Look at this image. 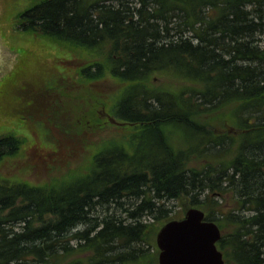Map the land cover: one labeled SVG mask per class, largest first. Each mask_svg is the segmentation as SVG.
Returning <instances> with one entry per match:
<instances>
[{
  "label": "trees",
  "instance_id": "16d2710c",
  "mask_svg": "<svg viewBox=\"0 0 264 264\" xmlns=\"http://www.w3.org/2000/svg\"><path fill=\"white\" fill-rule=\"evenodd\" d=\"M263 10L264 0H38L22 11L19 31L100 57L79 75L118 82L112 109L132 132L61 181L0 180V264H145L158 224L179 220L177 202L217 225L224 264H264ZM157 73L179 86L152 89ZM91 100L75 127L101 126L104 103ZM225 109L236 139L211 128ZM22 145L0 137V163Z\"/></svg>",
  "mask_w": 264,
  "mask_h": 264
},
{
  "label": "rangeland",
  "instance_id": "374dc122",
  "mask_svg": "<svg viewBox=\"0 0 264 264\" xmlns=\"http://www.w3.org/2000/svg\"><path fill=\"white\" fill-rule=\"evenodd\" d=\"M37 1L12 0L1 28V31H6L5 37L18 45V51H26V60L24 86L18 84L20 90H15V97L20 96L15 105L21 107H15L14 119L0 122V137L13 135L21 139L23 145L15 157L6 158L0 163V180L44 186L82 172L96 152L113 141H124L132 129L111 125L102 117L101 126L75 127L80 115H77L79 107L92 105L94 102L91 98L104 103L103 109L102 105H97V111H104L120 121L112 109L120 86L109 76L93 83L80 77L82 68L100 60L98 55L17 29L18 15ZM262 14L264 17V10ZM261 36L264 37V33ZM168 85L179 86L171 82L167 74L157 73L152 76L149 86L152 89H165ZM220 115L218 121H212L213 132L227 139H236L239 127L229 110L221 111ZM184 136L189 138L187 132L180 131L178 138L181 144ZM175 137L173 135L172 140L177 141ZM169 206H172L179 220L189 209L184 211L182 203L178 202ZM231 207L233 204L228 201L223 209L228 211ZM98 214L101 212L98 211ZM117 214L121 215V211L118 210ZM157 227L159 230L162 225L158 224ZM156 234L145 264H158ZM78 257L75 255L72 259Z\"/></svg>",
  "mask_w": 264,
  "mask_h": 264
},
{
  "label": "water",
  "instance_id": "95a60500",
  "mask_svg": "<svg viewBox=\"0 0 264 264\" xmlns=\"http://www.w3.org/2000/svg\"><path fill=\"white\" fill-rule=\"evenodd\" d=\"M12 0H0V122L15 118V97L18 84L24 86L26 51H18V45L1 31ZM104 118L114 126L121 122L103 111ZM221 233L214 222L205 220V214L197 208H189L182 219L165 223L155 237L159 251L158 264H224L217 248Z\"/></svg>",
  "mask_w": 264,
  "mask_h": 264
},
{
  "label": "flooded vegetation",
  "instance_id": "af4514ba",
  "mask_svg": "<svg viewBox=\"0 0 264 264\" xmlns=\"http://www.w3.org/2000/svg\"><path fill=\"white\" fill-rule=\"evenodd\" d=\"M103 115V113L101 114V116Z\"/></svg>",
  "mask_w": 264,
  "mask_h": 264
}]
</instances>
